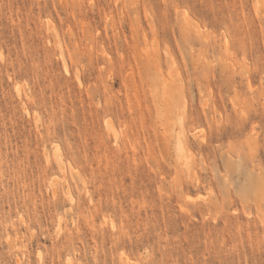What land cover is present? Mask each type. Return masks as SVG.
Instances as JSON below:
<instances>
[{
  "label": "rangeland",
  "instance_id": "obj_1",
  "mask_svg": "<svg viewBox=\"0 0 264 264\" xmlns=\"http://www.w3.org/2000/svg\"><path fill=\"white\" fill-rule=\"evenodd\" d=\"M68 259L264 264V0H0V264Z\"/></svg>",
  "mask_w": 264,
  "mask_h": 264
},
{
  "label": "bare ground",
  "instance_id": "obj_2",
  "mask_svg": "<svg viewBox=\"0 0 264 264\" xmlns=\"http://www.w3.org/2000/svg\"><path fill=\"white\" fill-rule=\"evenodd\" d=\"M47 22H48V24L51 23L50 20H47ZM65 70H66L67 73H69V71H70L68 67H66ZM53 179H54V181H58L59 178H58L57 175H54V176H53ZM58 231H59V232L61 231V220H60L59 225H58ZM124 255H125V254H124ZM122 256H123V254H122ZM123 258H124V256H123ZM123 258H122V259H123ZM125 258H126V257H125ZM71 261H72V260L68 259V260H67V264H71V263H72ZM128 261H129V259H128ZM128 261H127V262L125 261V263L129 264ZM72 264H73V263H72Z\"/></svg>",
  "mask_w": 264,
  "mask_h": 264
}]
</instances>
